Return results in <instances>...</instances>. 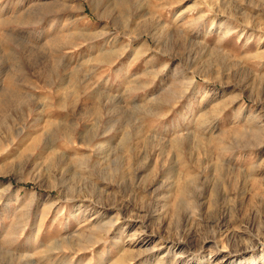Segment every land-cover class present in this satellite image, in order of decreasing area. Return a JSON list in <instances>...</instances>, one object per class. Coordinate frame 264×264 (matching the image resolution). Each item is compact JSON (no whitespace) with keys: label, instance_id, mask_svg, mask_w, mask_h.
Returning a JSON list of instances; mask_svg holds the SVG:
<instances>
[{"label":"rangeland","instance_id":"374dc122","mask_svg":"<svg viewBox=\"0 0 264 264\" xmlns=\"http://www.w3.org/2000/svg\"><path fill=\"white\" fill-rule=\"evenodd\" d=\"M0 264H264V0H0Z\"/></svg>","mask_w":264,"mask_h":264}]
</instances>
